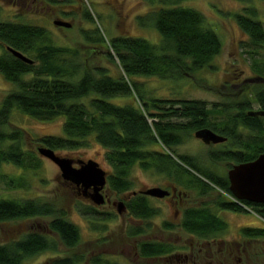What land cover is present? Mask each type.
Returning <instances> with one entry per match:
<instances>
[{
	"label": "trees",
	"instance_id": "16d2710c",
	"mask_svg": "<svg viewBox=\"0 0 264 264\" xmlns=\"http://www.w3.org/2000/svg\"><path fill=\"white\" fill-rule=\"evenodd\" d=\"M183 1L148 0L152 8L146 17L139 18L141 25L151 20L162 35L159 44L141 37L121 35L109 40L111 48L104 57L121 68L118 75H114L108 65L89 67L73 47L49 43V31L43 26L2 19L0 4V72L16 85V89L9 91L0 103V167L4 163L25 169L40 167V159L24 148L23 130L5 128L12 112L18 109L44 121L65 116V135L38 138L41 145L54 150L86 147L93 136L106 149V159L111 166L108 183L119 193L127 192L133 186L131 174L136 166L155 170L187 190L198 191L199 195H209L206 187L230 193L227 173L222 176L212 171L199 157L182 154L178 147L194 136L196 130L211 128L232 138L227 146L210 150L209 157L213 162L227 161L229 168L231 162L252 161L263 153L264 116L251 112L264 110V63L260 66L256 59L253 60L256 71L253 79L242 80L237 76L233 83L228 80L222 83L218 89L228 98L223 103L211 106L202 99L148 96L144 87L141 89L144 82L138 77L182 79L193 76L212 66L211 62L222 51V39L207 24L204 13L180 5ZM258 13L257 8L247 6L242 13L236 14L237 23L253 49L264 47V22L257 18ZM84 18L94 21L89 11L84 12ZM83 35L96 46L107 43L98 27L84 30ZM9 47L30 57L34 64L16 57ZM249 53L251 56L257 54ZM117 96L126 97L127 101L120 104L107 99ZM254 103L258 108H254ZM217 112L223 120L213 121L212 116ZM157 146L167 148L168 152ZM20 185L25 186V183L21 181ZM217 205L225 209L239 207L220 201ZM248 205L264 218V204L248 202ZM92 208L84 214L100 218V213ZM57 210L54 204L37 198H0V224L57 214L47 224L48 230L57 234L68 248H73L81 241L80 229L65 217L64 212L58 214ZM131 210L144 220L159 211L150 206L145 196L132 201ZM181 225L188 233L207 238L223 234L228 227L227 222L209 208L195 207L187 209ZM144 231V226L132 225L128 234ZM243 234L249 238L263 237L264 229L249 227ZM56 249L57 244L49 235L38 230L29 231L18 239L0 241V264H25L42 251ZM139 250L143 256H157L170 253L172 248L165 243L144 241ZM83 260L68 256L54 259L51 264H82ZM89 262L116 264L101 256L93 257Z\"/></svg>",
	"mask_w": 264,
	"mask_h": 264
},
{
	"label": "rangeland",
	"instance_id": "374dc122",
	"mask_svg": "<svg viewBox=\"0 0 264 264\" xmlns=\"http://www.w3.org/2000/svg\"><path fill=\"white\" fill-rule=\"evenodd\" d=\"M0 4L2 19L43 26L49 31V43L55 46L73 47L79 51L80 56L87 61L89 67L96 64L108 65L114 75L121 73V68L109 63L104 57L111 48L109 43L111 38L118 35L141 37L154 44H159L162 40V35L150 19L147 21L148 23L141 25L139 17H146L152 8L148 0H56V2L48 0L41 8L21 7L18 0H0ZM180 5L195 8L204 13L207 24L217 31L222 39V51L211 62L212 66L197 71L193 76H186L182 79H162L156 76L138 77L144 82L141 89L144 87L148 96L164 99H202L209 102L211 106L213 103L226 102L227 96L218 87H221V84L226 80L233 83L237 76L242 80L253 79L256 77V71L252 65L253 60L256 59L260 66L264 63V47L253 49L248 36L241 30L236 20V14L242 13L244 7L250 6L258 9L257 18L264 22V0L249 2L184 0ZM85 11L91 13L94 21L84 18ZM57 19L70 21L73 26L71 28L57 26L54 24ZM95 27L101 29L107 43L96 46L85 39L83 31ZM1 51L0 49V53ZM249 51L257 54L251 56ZM249 82L252 83V81ZM13 89H16V85L7 81L0 72V103L4 96ZM107 99L120 104L127 101V98L122 96ZM84 101H88V99H84ZM253 106L258 108L256 103ZM212 118L213 121L224 119L219 112ZM64 120L65 116L44 121L31 117L18 109L12 112L10 122L5 126L6 130L16 128L23 130L24 148L40 159V167L25 169L13 163L2 164L0 167V198L17 200L37 198L54 204L58 209V214L64 212L65 217L79 227L80 243L73 248H68L57 234L48 230L47 224L57 214L0 224V241L9 242L22 237L29 231L38 230L49 235L50 239L57 244L56 250L42 251L30 257L25 264H51L54 259L68 256L84 258L82 264H91L90 259L97 256L116 264H188L176 258L149 260L140 254L139 245L144 240H149L146 238L147 236L151 238L149 241H156L163 236L167 239L165 242L174 245H177L178 237H182L186 244H189L193 239L191 235L180 228V220L178 221L173 216V207L166 199L152 198L151 203L159 210L160 214L148 219L147 222H134L130 215L119 214L113 205L114 202L123 200L124 193L112 189L108 183L106 190L111 202L96 205L91 200L78 195L75 189L62 178L59 167L50 159L39 154V147L44 145L38 142V138L44 135H65ZM159 147L168 152L167 148L157 146V148ZM220 148L222 146L209 147L196 137L191 136L178 147V151L182 154L199 157L207 168L225 176L229 169L228 162H213L209 157L210 150ZM55 151L62 156L77 160H96L105 170L111 171V166L106 159V149L93 136L90 137L89 145L86 147ZM171 154L177 158L173 153ZM75 166L79 167L77 164ZM131 180L133 186L126 192L127 194L154 186L165 187L170 179L155 170H145L136 166L132 171ZM21 181L25 183V186L20 185ZM217 192L221 191L216 189L214 196L217 195ZM190 196L194 202L200 201L201 197L197 191L190 190ZM106 199L108 200L107 197ZM91 207L100 213V218L95 219L84 214V211ZM216 212L224 217L223 213L225 212ZM225 217L230 222V228L223 234L226 239L240 236L237 230L238 224L248 223L247 225L251 227L264 226V221L251 212L245 213V217L248 219H235L231 213H225ZM166 222L174 223L175 228L171 231L167 230ZM132 225L146 227L144 236L130 237L128 231ZM256 245L258 244L253 243V246ZM180 253L184 254L183 251Z\"/></svg>",
	"mask_w": 264,
	"mask_h": 264
},
{
	"label": "flooded vegetation",
	"instance_id": "af4514ba",
	"mask_svg": "<svg viewBox=\"0 0 264 264\" xmlns=\"http://www.w3.org/2000/svg\"><path fill=\"white\" fill-rule=\"evenodd\" d=\"M18 2H19V5L21 7L27 6L29 8H41L44 3L48 2V0H18ZM213 131H215V130H213ZM241 131L243 133H246V131L244 129H241ZM215 132L218 133L217 131H215ZM225 137H227V140L224 142L216 143V144L211 143V144H206V145L209 147L224 146V145L227 146L229 144V142L232 141V138L229 136H225ZM198 140H200V139H198ZM200 141H202V140H200ZM233 165H235V163L231 162V166L229 167L228 171L233 167ZM228 171H227V177H228ZM168 182L169 183H167L165 185V187H162V188L167 189L169 191V195L166 197H163V198H159V199H166V201L171 205V207H173V216H175V218L178 221L180 220L179 225H180V228L183 230H184V228L181 225L182 220L184 219V216H185L187 209L192 208V207L199 208V209L209 208V210H211L213 213H216V214H217L216 211H222V212H225L227 214L231 213V214H233V217L235 219H238V220L240 218L241 219H244V218L248 219V217H245V213H247L248 211L246 209H244V206L248 205L249 201H247V200H243V199L235 200L231 196L230 197L226 196L223 192H220V193L217 192V195L214 196L216 189H218V188L210 189L209 187H206L208 189L209 195H200V197H201L200 201L196 200L194 202L193 200H191L190 190L183 188V186L176 184L174 181L169 180ZM69 184L75 189V191L77 192L78 195L83 196V194H81V190L78 186H76L72 183H69ZM229 188H230V186H229ZM144 190H146V189H141L138 191L137 190L132 191V193H129V194L124 192V194H123L124 196L122 197V199L125 202L127 209H128L126 214L130 215L131 220H133L134 222H140V223L141 222H147L148 219L144 220L142 218H139L132 212V210H131V202L132 201L137 199V197H139V196H145L147 198L150 206H154L151 203V199L156 198V197H152L150 195L143 193L142 191H144ZM218 190H220V189H218ZM194 191H196V190H194ZM103 193H104L105 197H107L109 200V202L107 201V203H110L111 200L109 199V194H107L106 187L103 190ZM83 197H85V196H83ZM85 198L88 200H91L88 197H85ZM218 201L234 203L239 207H237L235 209L221 208L217 205ZM253 204H260V203H253ZM238 208H241V209H238ZM251 208H254V207L251 206ZM225 213H223L224 217L220 216L219 214H217V215H219L222 219H224L227 222L228 227L225 230V232H226L230 228V222L225 217ZM158 214H160L159 211L156 215H158ZM255 216L258 217L257 215H255ZM261 220L264 221L263 218H261ZM166 223L169 224L168 226H165V228L167 230L171 231L172 229L175 228L174 223H171V222L170 223L166 222ZM247 224L248 223L237 225V230L239 231L240 236L239 237L235 236L233 239H226L225 237H223V234L225 232L221 235H218V236H215L212 238H207V237H199L197 235H192V234H190L184 230L185 232H187L189 235H191L193 237V239H192L193 242L191 241L189 244L184 243V240L182 237H178L177 245H174L172 243L165 242L167 239L163 236L159 237L158 240H156V241H149L151 238H150V236L146 235L147 236L146 238L149 240H144V241L159 242V243H163V244L165 243V244L171 245L172 251L170 253L165 254V255L143 256V257L145 259H149V260L157 259V258H161V259H165V260L170 259V258L171 259L176 258L177 260H182L183 262L185 261L188 264H264V236L263 237H257V238H249L246 235H244L243 230L251 227V226H248ZM256 228L264 229V226L256 227ZM146 230L147 229L145 227V231ZM145 231L142 233L136 234V235H130V237H133V238L137 237L138 238V237L144 236V234L146 233ZM253 243H256L258 245L253 246ZM136 247H137V245H136ZM178 251H180V252L183 251L184 254H182Z\"/></svg>",
	"mask_w": 264,
	"mask_h": 264
},
{
	"label": "water",
	"instance_id": "95a60500",
	"mask_svg": "<svg viewBox=\"0 0 264 264\" xmlns=\"http://www.w3.org/2000/svg\"><path fill=\"white\" fill-rule=\"evenodd\" d=\"M54 24L66 28L73 26L72 22L62 19L55 20ZM9 50L21 60L34 64V61L24 53L11 47H9ZM251 114L264 116V110L252 111ZM194 136L205 144H216L227 140V137L216 133L210 128L196 130ZM38 151L41 156L53 161L59 167L62 178L78 186L83 196L90 198L96 205H103L106 202L103 190L108 184L109 172L99 162L93 159L77 160L62 156L47 146H40ZM228 178L230 190L238 199L264 204V152L252 161L233 165L228 171ZM142 192L156 198L169 195V191L160 186H154ZM113 205L119 214H125L128 211L123 200L116 201Z\"/></svg>",
	"mask_w": 264,
	"mask_h": 264
},
{
	"label": "bare ground",
	"instance_id": "6f19581e",
	"mask_svg": "<svg viewBox=\"0 0 264 264\" xmlns=\"http://www.w3.org/2000/svg\"><path fill=\"white\" fill-rule=\"evenodd\" d=\"M219 189V188H218ZM221 192H223L226 196H228V197H232L233 199H235V200H238V198L232 193V192H230V193H227L226 191H223V190H220ZM231 191V190H230ZM108 200L106 199V202H107ZM105 202V203H106ZM104 203V204H105ZM253 203V202H252ZM244 209H246L248 212H251V213H253V214H255V215H257L258 217H260V218H263L262 216H260L257 212H256V210L254 209V208H251V206H249V205H245L244 206ZM264 219V218H263Z\"/></svg>",
	"mask_w": 264,
	"mask_h": 264
}]
</instances>
